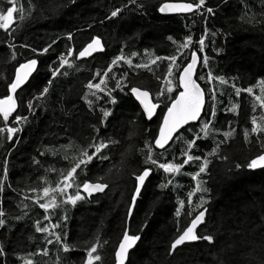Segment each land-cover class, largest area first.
Returning a JSON list of instances; mask_svg holds the SVG:
<instances>
[{"label": "trees", "instance_id": "16d2710c", "mask_svg": "<svg viewBox=\"0 0 264 264\" xmlns=\"http://www.w3.org/2000/svg\"><path fill=\"white\" fill-rule=\"evenodd\" d=\"M167 1L178 2L137 0L144 6L138 9L128 4V0H76L74 4L68 0H31L32 7L29 8V0H17L26 9L25 19L20 20L19 15L14 14L17 18L11 33L0 30V96L5 94V84L14 77L15 67L19 63L35 58L38 66L22 91H18V108L14 115L26 116L27 121L18 125L21 131L15 134L13 141H0V178H3L4 158H8L7 179L4 190L0 192V206L6 212L8 221L6 227L0 228V246L5 248L7 256L0 257V264H23V260L17 257L32 259L34 264H56L58 254L61 264H81L85 242H95L97 235L101 241L108 242L99 249L101 264H114V249L122 233L128 198L133 191L132 173L145 167L143 160L146 150H140L144 148V142L151 143L157 133L163 105L148 120L141 115V109L127 94V89L125 92L119 89L113 92L118 100L115 105L106 104L107 97L98 93L103 99L96 102V111H90L81 97L88 91L85 87L87 82H99L96 73L103 75L115 56H130L132 52L138 53L132 57V66L120 61L108 74L109 89H115L113 73L118 79L120 74L126 72L128 75L123 82L148 90L155 97L169 63L155 57L176 54L177 63L183 66L189 61L191 52L197 51L199 65L195 78L206 92L209 85L199 80V75L211 71L213 75L224 76L230 81L228 85L218 82L212 85L219 89L214 126L227 130L231 122V126L236 128V135L222 146V154H226L229 160L209 157L212 160L209 171L207 175L202 174V179L207 182L206 187L210 189L211 199L206 205V223L197 231L199 234H213L216 237L214 244L196 241L178 247L169 255L170 243L178 234V228L182 230L192 218L187 216V203L181 209L180 216L175 215L178 199H186V193L195 187V181L184 173L196 171L199 162L185 165L182 173L174 177V184L164 189L158 185L166 174L163 170L154 169L146 179L134 208L132 231H138L145 223L146 227L140 233L141 240L137 247L131 252L130 264H220L221 261L224 264H258L260 257L264 256V169L237 170L233 167L235 163L243 164L260 150L255 136L250 138V144H245L242 131L251 127L253 115L259 118L261 114L254 95L260 94L257 80L264 79V0H206V6L214 9V15L206 12L201 15L195 10L185 15L163 16L158 8ZM7 6V0H0V7L6 9ZM115 8L122 9L118 17L105 19ZM245 12L247 16H244ZM249 19L252 23L246 22ZM68 33L72 34L71 40ZM94 36L101 38L103 51L80 60L69 57L74 66L61 69V73L68 74L51 76V71L59 67L60 53H66L68 47L78 52ZM188 36L192 37V42L178 54V45L184 43ZM201 36H204L203 53L199 52L197 43ZM168 37H172V40ZM9 44L15 45V48H9ZM25 44L30 47H21ZM47 45H51L47 53L31 51V48L41 49ZM145 49L148 53H145ZM213 49L222 51L217 53ZM13 51L16 52L15 59L12 58ZM205 55L209 58L207 68L203 66ZM136 64H148V67L136 68ZM177 71L174 66L173 72ZM157 76L161 80H157ZM49 80L52 83L47 96L33 99ZM233 83L238 88L252 86L253 95L241 92L237 97L235 89L231 87ZM221 92L223 95H220ZM29 100L36 105L33 111H28ZM254 102L257 103L255 112L252 111ZM207 103L210 106L211 101ZM233 103L239 106L236 111H226ZM100 106L113 109V116L104 126L97 122ZM12 124L15 125L14 120ZM93 124L100 127L98 139L111 137L119 143L102 150L107 160L93 158L86 166L77 169V179L82 183L85 179L95 182L98 177H104L109 187L92 196L82 192L85 200L78 201L74 207L66 205L56 209V214L51 215L53 223L61 224L57 231L62 233L66 230L69 243L76 246L70 253H58L59 245H46V234L35 232L34 221L42 220L43 209L31 201H25L29 205L25 210L27 215L20 221L13 217L22 215L17 204L24 194L33 195L29 188L47 186L38 177L45 176L47 183L55 186L61 170L66 172L70 160L78 156L79 147L97 135L91 127ZM0 126H3L2 121ZM194 131H199L198 123ZM213 137L222 139L213 133L207 139L198 140L199 147L193 154L210 151L214 146ZM182 147L180 142L173 143L160 161L179 157ZM162 151L155 149L154 157ZM65 155L69 159H64ZM33 158L39 164H33ZM46 168L56 171L46 172ZM9 184L11 187H8ZM198 196L199 193L193 197L190 209L193 216L197 211L195 202ZM63 214L68 216L66 222L59 220ZM45 246L49 249L47 256L42 252L28 256V253H35ZM250 249L254 250L252 255H249Z\"/></svg>", "mask_w": 264, "mask_h": 264}, {"label": "snow or ice", "instance_id": "6c2138e0", "mask_svg": "<svg viewBox=\"0 0 264 264\" xmlns=\"http://www.w3.org/2000/svg\"><path fill=\"white\" fill-rule=\"evenodd\" d=\"M70 4H74L76 0H68ZM243 2V0H242ZM8 6L5 8L0 7V30H5L11 33V28L15 24L16 15H19V19H25V7L23 4H19L17 0H7ZM128 4L135 5L136 8L142 9L144 6L137 3V0H128ZM247 7V5H245ZM31 0H29V8H31ZM127 7V5H125ZM196 12L201 15L206 12L207 14L214 15V9L212 7L206 6V0H178V2H165L159 5L158 11L161 13H186ZM122 11L121 8H115L110 12L105 19L118 17ZM30 14V13H29ZM248 13L245 12L244 16ZM244 17H241L243 19ZM247 23H252L249 19ZM215 35V33H213ZM68 39H72V34L68 33ZM172 40V37H168ZM192 42V37H185L184 43L178 45L177 53L181 52V49L187 48ZM55 43V41H53ZM173 43L176 41L173 40ZM199 44V52H204V36H201L200 40L197 42ZM9 48L14 49L15 45L9 44ZM21 47L29 48V45H21ZM51 45H47L41 49L31 48L33 53H47ZM104 46L102 44L101 38L99 36H94L91 38L90 42L84 45L78 52L74 50L73 47H68L66 53L62 52L59 55V67L54 68L51 71V76L56 77L58 74L67 75V72L61 73V69L67 66L68 68L73 67V61L69 57H74L75 60H80L81 58L89 57L97 51H103ZM215 52L219 53L222 49H213ZM123 52V50H121ZM148 53V50H144ZM137 52H132L130 56H125L123 54L115 56L111 63L108 64L107 68L104 70L103 75L100 72L96 73L99 77V82L94 83L93 80H89L86 84L88 91L84 93L81 99L87 104L90 111H96V102L103 99L98 93H103L106 104L115 105L118 100L113 92L119 89L121 92H125L127 89V94H130L138 102L137 107L141 108V115L151 120L157 109L163 105L161 115V122L158 124V132L154 135L152 142L145 141L144 148L140 151L146 150V154L143 160L145 167L141 170L132 173L134 177L133 191L130 193L127 210L125 213V218L122 226V233L117 242V246L114 249V264H130L131 252L135 250L138 242L141 240L140 233L146 227V223L142 224L138 231H132V221L134 219V208L137 203L138 197L141 195L142 186L145 184L146 179L155 170H163L166 174V178L161 181L158 185L159 188L164 189L169 185L174 184V177L182 173L185 165L190 163L197 164V170L190 173H184L190 175L191 179L195 181V187L191 188L186 193V199H178V206L175 210V215L177 217L181 214V209L185 207V204L189 206L187 211V216L192 217L189 222L186 223L185 227L180 230L178 228V234L171 241L169 247V255H171L178 246L184 245L186 242L195 241H205L209 245H213L216 237L211 233L199 234L197 229L198 226L206 223V213L208 211L206 205L211 199L210 189L206 187V181L202 179V174L207 175L209 171V165L212 160L209 157L220 160L228 161L229 157L226 154H222V146L226 145L230 140L235 138L236 128L231 126L229 122V127L227 130L217 129L214 126V120L216 117V103H217V92L218 88L212 87L215 82L220 85H228L230 83L229 79L221 75H213L209 71L206 75H199V80H204L207 85H209L207 92L205 88L197 82V78H194L198 65V54L197 51H192L190 54V60L181 66L177 63L178 56L173 54L166 57H155L156 60H168L167 72L163 76V83L160 90L155 93V97H152L148 90L142 89L138 86H129L126 82L128 73L120 74L119 78H116V74L113 73L112 78L115 79V89L108 88L107 77L110 72H112L113 66L117 65L118 62L123 61L124 63L132 66V57H136ZM16 52H12V58L15 59ZM149 63H155V61H149ZM209 58L207 55L203 56V66L208 67ZM38 60L35 58L27 59L23 63H19L18 67H15L14 77L10 78L5 84L6 92L4 95L0 96V121L3 122V126H0V141L11 142L14 140L15 134L21 131L18 126L21 122H26L27 117L22 115H14L18 108V90L22 91V85L29 80L33 72L37 70ZM178 69L177 73L173 72V67ZM136 68H147L148 64H136ZM182 68V70H180ZM151 70V69H149ZM157 80H161V77L157 76ZM52 80H49L47 84L38 92L37 96L33 99H39L41 97H46L49 93V86ZM256 86L260 89L259 95H254V101L258 102L259 108L261 109V114L259 118L255 115L251 117V127L244 128L242 131L243 140L245 144H250L251 137L255 136L256 143L259 145V152L246 159L243 164L235 163L233 167L237 170L242 168H247L248 170L264 169V79H258ZM231 87L235 89V94L237 97L240 96L241 92L253 95V87L238 88L233 83ZM220 95H223L221 92ZM91 97V98H90ZM208 101H211L210 106ZM253 103L252 111L255 112L257 109V103ZM36 105L32 103V100L27 102L28 111H33ZM238 104L233 103L231 108L226 109V111L235 112L238 108ZM99 116L97 117L98 125L104 126L109 121V118L113 116V109L111 107L100 106ZM11 118V119H10ZM15 121V125L12 121ZM196 123L199 124V131H194ZM93 131L97 134L91 138V141L78 149V156H74L70 160V166L65 170H61L60 177L57 180L55 186L47 183L45 176L38 177L39 180L44 182L47 186L41 188L31 187L28 189L33 195L29 196L27 194L23 195V198L17 204L22 212V215L15 216L13 219L20 221L23 216L27 215L26 209H28V203L25 201H31L33 205H38L40 209H43L42 220L34 221V229L37 233L46 234L45 243L46 245H51L55 243L59 245L58 253H70L76 249V246L69 243L68 232L65 230L62 233L57 231L61 228L59 222L53 223L51 215L56 214L55 210L62 208L66 205L76 206L78 201H83L86 196L82 194L86 193L87 196H92L93 193L104 192L106 188L109 187L108 183L105 182L104 177H98L95 182L85 179L82 183L78 181L77 169H81L82 166H86L93 158H97L101 161L107 160L108 157L103 154L104 149H107L110 145L117 144L119 141L113 140L111 137L106 139L99 138L100 127L97 124L91 125ZM191 133V136L187 134ZM202 133V136H201ZM215 133L222 137V139H214V146L207 153H202L201 155L193 154V151L199 147L197 144L198 140L207 139L212 134ZM180 142L183 147L179 150V157L173 156L172 159L166 162H161L160 157L167 153L172 147L173 143ZM163 150L158 156L154 157V150ZM91 150V151H90ZM44 155V153H40ZM182 158V159H181ZM64 159H69L67 155ZM33 164H39V161L33 158ZM48 171H56L54 168H46ZM231 171V169H229ZM8 174V158L5 157L3 161V178H0V192L4 190V183L7 179ZM8 187H11L9 184ZM72 191H69V190ZM23 193V190H21ZM21 193H18L20 195ZM199 193L198 199L196 200V213L193 216L191 206L193 204V197ZM43 201V202H42ZM53 210L52 213L49 210ZM7 214L3 207L0 206V228L7 226ZM60 221L66 222L68 216L66 214L59 216ZM47 221V223H43ZM66 229V223L64 224ZM52 237L51 239L47 237ZM106 240L101 241L99 235L95 238V242L88 243L85 242L84 247V257L81 264H101L102 256L99 254V249L103 245L107 244ZM254 250L250 249L249 255H252ZM42 254L47 256L49 249L45 246L42 250L37 249L35 253H28V256H33L37 254ZM7 251L3 246H0V257H6ZM23 260V264H34L32 259H25L23 257H17ZM253 259H256L253 256ZM56 264H61L60 256L57 255ZM220 264H224L223 261ZM258 264H264V256L260 257Z\"/></svg>", "mask_w": 264, "mask_h": 264}, {"label": "water", "instance_id": "95a60500", "mask_svg": "<svg viewBox=\"0 0 264 264\" xmlns=\"http://www.w3.org/2000/svg\"><path fill=\"white\" fill-rule=\"evenodd\" d=\"M167 2H176V1H167ZM165 3V2H164ZM193 11H195V10H193ZM188 13H190V12H186V13H161L160 12V14L161 15H163V16H172V15H185V14H188ZM99 52H101V51H97V52H95V53H99ZM95 53H93L91 56H93ZM91 56H89V57H91ZM85 58H88V57H85ZM198 65H199V56H198ZM198 65H197V67H198ZM38 66V65H37ZM197 70V69H196ZM35 73V71L33 72V74ZM32 74V75H33ZM195 75H196V73L194 74V78H195ZM32 77V76H31ZM31 77H29V79L31 78ZM29 81V80H28ZM28 81H26L25 82V84L28 82ZM24 84V85H25ZM24 85H22V87L24 86ZM19 91V90H18ZM133 99L135 100V98L133 97ZM137 104H138V102L137 101H135ZM141 109V108H140ZM158 110V109H157ZM141 111H142V109H141ZM156 115V113L154 114V116ZM153 116V117H154ZM147 119V118H146ZM158 132V131H157ZM158 150H161V149H158ZM143 187V186H142ZM142 190V189H141ZM97 193H100V192H97ZM93 194H96V193H93ZM201 226V225H200ZM200 226H198V228L200 227ZM196 242V241H195ZM188 243H194V242H186L185 244H188ZM182 246V245H181ZM178 247H180V246H178Z\"/></svg>", "mask_w": 264, "mask_h": 264}, {"label": "bare ground", "instance_id": "6f19581e", "mask_svg": "<svg viewBox=\"0 0 264 264\" xmlns=\"http://www.w3.org/2000/svg\"><path fill=\"white\" fill-rule=\"evenodd\" d=\"M189 60H190V58H189Z\"/></svg>", "mask_w": 264, "mask_h": 264}]
</instances>
